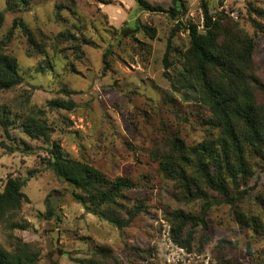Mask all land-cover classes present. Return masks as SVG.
I'll list each match as a JSON object with an SVG mask.
<instances>
[{
    "label": "rangeland",
    "instance_id": "obj_1",
    "mask_svg": "<svg viewBox=\"0 0 264 264\" xmlns=\"http://www.w3.org/2000/svg\"><path fill=\"white\" fill-rule=\"evenodd\" d=\"M146 1L159 10H145L136 0H34L26 9L12 11L0 0V12L4 13L0 39L12 35L6 52L17 58L24 77L22 84L0 90V119L4 111L10 116V136L0 123V144L5 142L14 149L0 145V180L5 184L10 175L28 178L23 192L29 201L23 203L17 217L28 220L31 227L14 234L41 250L40 264H81L78 259L89 258L103 247H108L120 264H165L162 221L170 225L172 237L169 212L201 211L202 200L185 203L176 199L174 186L159 171L156 156L175 136L193 144L206 135L204 117L208 112L198 99L183 58L190 38L184 30L175 31L180 22L202 27L203 0ZM207 2L210 13L226 14L254 37L257 72L264 81V33L255 30L247 13L249 3L264 9V0ZM176 6L179 13L173 15ZM21 22L42 47L30 44ZM144 25L156 30L154 37L145 33ZM67 33L75 39L59 37ZM83 39L91 43H82ZM169 40L171 65L166 69ZM45 55L54 64L52 72L38 70ZM64 86L75 91L70 98L76 107L72 111L51 110L47 105L50 100L70 99L61 91ZM33 108L44 111L36 116L47 121L53 129L51 139L60 141L70 155L109 176L134 179L138 186L130 195L145 199L147 211L124 230L86 213L82 204L72 199L70 185L43 164L48 149L45 140L31 139L23 132L22 121ZM257 165L248 180L251 190L238 202V209L264 219V171ZM31 170L33 177L29 176ZM49 195L56 214L47 221L40 214L47 211ZM207 220L209 241L199 252L204 230L197 227L190 252L209 256L213 264H264V236L241 228L235 208L215 204ZM52 232L57 237L56 247ZM0 244L10 249L2 224ZM94 258L98 264H114L113 259L100 254Z\"/></svg>",
    "mask_w": 264,
    "mask_h": 264
},
{
    "label": "trees",
    "instance_id": "obj_2",
    "mask_svg": "<svg viewBox=\"0 0 264 264\" xmlns=\"http://www.w3.org/2000/svg\"><path fill=\"white\" fill-rule=\"evenodd\" d=\"M9 10L26 9L34 0H5ZM145 10L153 8L146 0H136ZM203 25L177 24L175 31L184 30L190 38L189 47L184 51L185 69L198 90V99L205 106L208 115L204 117L205 137L188 144L181 136L168 140V146L157 152L156 161L163 177L172 182L179 202L202 200L199 214L176 209L168 213L172 225V238L188 251L194 250L196 228L203 227L204 239L197 249H204L209 241L207 215L215 204L225 203L235 208L236 222L241 228L249 229L255 235L264 236V219L257 214H248L239 208L238 202L248 196L251 188L248 180L256 173V166L264 171V81L257 72L255 61L256 41L247 34L238 22L226 14L210 13L207 0L202 2ZM176 6L172 10L177 15ZM249 21L257 32L264 33V9L249 3ZM4 13L0 12V24ZM19 21V20H17ZM17 23V22H16ZM30 44L40 46L25 23L19 24ZM150 37L156 30L142 26ZM12 35L0 39V90H10L24 82L18 60L6 52ZM67 39H75L74 34H61ZM168 50L164 56V66L170 67ZM82 43H91L83 39ZM43 54L44 50H40ZM105 68L109 62L104 54ZM39 71L54 70L48 55L38 66ZM61 91L68 98L75 93L64 86ZM51 110L72 111L74 100L53 99L48 102ZM1 116L0 123L5 134H9L10 116ZM43 110L33 108L22 121L23 132L31 139L43 138L48 144L43 164L71 187L72 199L82 204L86 213L93 214L119 230L132 225L136 218L147 211L145 199L133 198L132 190L138 186L129 176H109L91 163L70 155L60 141L52 140L53 129L47 121L36 116ZM3 147L14 149L1 142ZM35 175L34 170L29 176ZM28 178L8 176L5 184L0 180V224L10 241V249L0 244V264H40L41 250L31 242L16 236V230H27L31 223L18 218L24 202L29 199L23 192ZM213 193L215 195H213ZM47 211L40 214L43 220H51L56 214L51 195L47 196ZM108 247H103L89 258L77 261L81 264H98L95 256L113 259ZM220 262H225L220 258ZM213 264V260L211 263Z\"/></svg>",
    "mask_w": 264,
    "mask_h": 264
},
{
    "label": "built area",
    "instance_id": "obj_3",
    "mask_svg": "<svg viewBox=\"0 0 264 264\" xmlns=\"http://www.w3.org/2000/svg\"><path fill=\"white\" fill-rule=\"evenodd\" d=\"M170 225L162 221L160 231L163 245L165 246V264H210V257L207 255H197L178 245L170 235Z\"/></svg>",
    "mask_w": 264,
    "mask_h": 264
},
{
    "label": "water",
    "instance_id": "obj_4",
    "mask_svg": "<svg viewBox=\"0 0 264 264\" xmlns=\"http://www.w3.org/2000/svg\"><path fill=\"white\" fill-rule=\"evenodd\" d=\"M51 236H52V238H53V244H54V247H56V246H57V237H56L55 234H53V232L51 233Z\"/></svg>",
    "mask_w": 264,
    "mask_h": 264
}]
</instances>
